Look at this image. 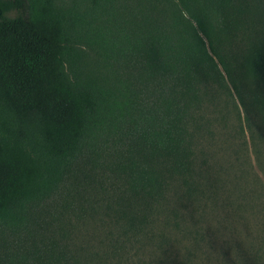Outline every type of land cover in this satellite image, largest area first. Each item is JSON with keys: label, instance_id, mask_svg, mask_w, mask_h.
I'll return each instance as SVG.
<instances>
[{"label": "trees", "instance_id": "1", "mask_svg": "<svg viewBox=\"0 0 264 264\" xmlns=\"http://www.w3.org/2000/svg\"><path fill=\"white\" fill-rule=\"evenodd\" d=\"M246 132L259 155L264 0H0V264H91L75 231L101 217L100 263L135 242L188 264L172 237L203 242L205 180Z\"/></svg>", "mask_w": 264, "mask_h": 264}, {"label": "rangeland", "instance_id": "2", "mask_svg": "<svg viewBox=\"0 0 264 264\" xmlns=\"http://www.w3.org/2000/svg\"><path fill=\"white\" fill-rule=\"evenodd\" d=\"M246 137V150L243 154L239 153V161L231 159L236 152L235 141L226 153L227 156L230 154V157L223 168L213 167L209 170L208 179L205 180L208 182V195L200 203L205 214L202 217L195 215L199 220L198 229L205 234L203 242L196 246L192 242L194 237H191V233L185 238L172 233V238L178 239L179 242H172L167 255H179L178 258L181 259L182 256L186 257L185 253L189 250L188 264H264V147H261V153L256 155L248 139V132ZM204 148L215 151L213 146ZM89 176L90 174L85 179H88L86 183L79 186L80 191L89 193L97 190L89 194L95 198L96 193L102 194L100 175L96 174L92 178ZM82 195L86 196L87 193ZM102 200L103 203L106 202L104 197ZM98 201L100 203V200ZM99 203H96V206ZM190 219L185 218L184 223L190 230H194L195 220ZM97 220V228L101 234L95 232V224L92 221L89 225L85 224L81 232L75 231L79 238L76 244L85 245L86 251L89 247L90 256L86 253L85 259L93 260L91 264H145L147 261L152 262L156 257V245L146 243L144 246L130 242L120 258H110L108 261L103 258V263H100L103 257L102 242L104 246L108 245L105 232L110 226L106 221H101L102 217ZM95 252L99 258H94Z\"/></svg>", "mask_w": 264, "mask_h": 264}]
</instances>
